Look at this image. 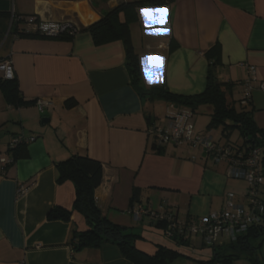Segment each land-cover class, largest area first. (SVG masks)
<instances>
[{
	"label": "crops",
	"instance_id": "obj_1",
	"mask_svg": "<svg viewBox=\"0 0 264 264\" xmlns=\"http://www.w3.org/2000/svg\"><path fill=\"white\" fill-rule=\"evenodd\" d=\"M133 1L144 0H0V58L11 60L19 92L28 101L14 106L0 93V119H4L0 158L9 160L5 165L0 162V264H135L110 241L73 248L72 230H84L86 222L72 210L73 183H58L56 168L58 161L72 154H86L101 163L102 180L93 191L95 204L117 222L118 216L129 219L135 206L156 209L162 200L179 219L193 220L221 209L226 193L246 203V183L228 175L225 161H214L200 151L193 152L197 155L193 160L184 143L154 152V138L147 128L162 118L154 108L158 99L142 96L132 86L121 39L96 44L91 33L82 29L111 8ZM12 12L34 14L40 20L69 19L79 29L69 38L15 36ZM133 13L130 37L145 87L163 86L184 95L201 92L210 63L205 53L218 43L216 77L234 84L231 99L239 107L242 84L250 80L253 89L245 108L264 130V91L257 87L264 82V0H165L161 5L135 7ZM125 15L121 13L120 19ZM145 17L154 20L145 24ZM68 98L77 104L65 107ZM36 99H50L52 104L40 112ZM163 102L164 116L179 108ZM39 112L48 121L41 123ZM20 133L34 139L20 147L12 160L7 144ZM21 186L24 192L18 193ZM260 197L263 200L264 181ZM52 208L71 213L67 219L50 218ZM146 217L153 221L143 214L140 222L132 223L138 226L133 231L139 235L134 241L137 249L153 255L158 245H164L179 250V257L191 258L194 262L189 264H204L200 260L213 256V247L200 236H187L179 243L164 236L163 227L156 224L160 236L142 237ZM227 242L220 237L214 245ZM258 253L264 264V238ZM236 264L253 263L240 258Z\"/></svg>",
	"mask_w": 264,
	"mask_h": 264
},
{
	"label": "trees",
	"instance_id": "obj_2",
	"mask_svg": "<svg viewBox=\"0 0 264 264\" xmlns=\"http://www.w3.org/2000/svg\"><path fill=\"white\" fill-rule=\"evenodd\" d=\"M164 2L165 0H144L122 3L111 8L100 19L82 29L91 33L96 44L113 39L122 40L125 49V64L130 81L139 94L150 99L167 101L179 107L178 109L180 107L188 108L191 114L200 106L208 105L210 107V122L208 126L219 127L221 135L224 136L225 132L236 130L241 142L240 144H233L240 148L262 146L261 163L264 168V130L256 125L251 110L241 105L239 108L234 106L231 99V90L234 84L218 80L216 77L215 68L220 61L218 43L212 45L205 53L210 63L205 87L201 92L184 95L173 93L163 86L145 87L143 85L140 59L133 49L129 29V22L135 16L134 13H130L138 6L147 4L161 5ZM121 13L126 14L124 19H120ZM20 36L47 37L37 33L20 34ZM56 37L69 38L71 35L61 34ZM0 93L8 103L14 106L28 103L19 92L15 76L12 79L0 78ZM76 104L77 101L73 98H68L64 101V106L67 108H72ZM22 146L24 144L14 149H7L12 152V160L18 156L16 151ZM163 148L158 147L154 142V152L161 153ZM56 168L58 171V183L65 180H70L73 183L74 200L72 210L78 211L86 222L84 230H72L71 242L74 249L98 246L101 242L110 241L118 245L123 255L135 264H168L171 260L182 255L179 250L164 245H158L157 251L153 255L144 253L134 245L135 239L139 237L138 234L127 232L125 227L112 222L100 212L93 196L94 189L102 180V165L98 160L86 154H72L58 161ZM132 201L133 197L130 200V204L133 203ZM70 213L71 211L52 208L48 213V217L67 219ZM153 221L159 227L165 226L163 221ZM263 238L264 213L263 221L260 224L249 226L247 231L239 234L234 241L227 242L222 246L211 245L214 250L213 256L208 260H200V262L204 264H236L238 259L248 258L253 264H260L258 250ZM173 240H177L179 243L186 241L181 236H174Z\"/></svg>",
	"mask_w": 264,
	"mask_h": 264
},
{
	"label": "built area",
	"instance_id": "obj_3",
	"mask_svg": "<svg viewBox=\"0 0 264 264\" xmlns=\"http://www.w3.org/2000/svg\"><path fill=\"white\" fill-rule=\"evenodd\" d=\"M11 33L20 34L37 33L47 37H56L61 34L73 35L77 26L69 19L60 21L40 20L34 14H17L12 12L10 16ZM168 29L169 22L165 23ZM249 70L253 72L254 67ZM15 76L12 62L9 58H0V78L12 79ZM264 91V82L257 84ZM253 89L247 78L242 84V94L239 99L241 106L247 107L250 103ZM52 104L50 99H36L35 105L42 112ZM191 112L188 108L176 109L168 115L158 118L147 128L148 134L153 135L158 147L168 144L179 145L184 143L191 152L190 158L196 159L194 151H200L210 156L214 161H225L228 165V175L241 178L245 181L246 203H239L234 194L226 193L223 207L211 211L207 216L195 220L179 219L165 200H162L156 209L148 205H138L130 209V214L135 220L148 214L152 220L163 221V234L168 238L181 236L186 238L191 235H199L205 243L214 245L223 237L228 242L247 231L249 226L260 224L263 221L264 201L260 197V186L264 181V168L261 163L262 146L238 147L221 138H215L211 134H199L194 132V125L190 121ZM34 137L25 136L23 133L12 136L8 141V149H14L19 145L27 144ZM4 165L9 162L0 158ZM24 192L21 186L18 193ZM220 236V237H219Z\"/></svg>",
	"mask_w": 264,
	"mask_h": 264
},
{
	"label": "rangeland",
	"instance_id": "obj_4",
	"mask_svg": "<svg viewBox=\"0 0 264 264\" xmlns=\"http://www.w3.org/2000/svg\"><path fill=\"white\" fill-rule=\"evenodd\" d=\"M233 104L236 108L239 107V104L237 103V101H233ZM0 105H1V102H0ZM163 105H164V102L159 100V99L154 101V108H155L156 114H160L162 112V114H161L162 117H164V113H165V110H164L165 108L163 107ZM157 112H160V113H157ZM209 112H210V107L208 105H202L195 112L192 113V115L190 117V121L193 122L194 132L199 133V134H208L209 133V134L215 136L216 138L220 137L222 141H229V142H232L235 144H240L241 139H240V136L236 130L225 132L224 133L225 136H224V135H221V130L219 127H209L208 126L209 122H210ZM39 114H40V117H42L43 114L40 112H39ZM3 118H5L4 115H3ZM1 121H4V119H0V122ZM7 128H9V127H7ZM263 200H264V198H263ZM128 216H129V219L121 218L118 216V219H119L118 221H120V222H117L116 220H111V221L119 224L120 226L125 227L126 230L133 232V231H135V229H137L138 226L136 227V225H133L132 223L136 222L134 224H137V222H140V221L135 220L131 214ZM143 221H144L145 226L142 227V228H144L143 232L141 234L142 237H146V238L150 237L151 238L154 236L153 233L160 236L159 234L161 233V231L159 228L154 227L155 226L154 221H151L148 217L144 218ZM150 223H152V225H153L152 227L149 226ZM131 225H133V226H131ZM133 233H136V232H133ZM162 233H163V231H162ZM196 236H199V235H193L194 238L192 237V239H195ZM198 239L200 240V238H197L196 240H198ZM198 247L200 248L201 246L199 245ZM180 249L191 251V250H189V247H187V246H180ZM193 250H194V248H193ZM191 262H194V261H192L191 258L187 259L186 257H179L173 261L174 264H179V263L189 264Z\"/></svg>",
	"mask_w": 264,
	"mask_h": 264
},
{
	"label": "clouds",
	"instance_id": "obj_5",
	"mask_svg": "<svg viewBox=\"0 0 264 264\" xmlns=\"http://www.w3.org/2000/svg\"><path fill=\"white\" fill-rule=\"evenodd\" d=\"M153 20H154V18H151V19L148 18L149 24H151L153 22ZM155 30L156 31H159V28H157ZM144 70H145L146 73L150 70L149 67H148V65H147V63L144 65Z\"/></svg>",
	"mask_w": 264,
	"mask_h": 264
},
{
	"label": "snow or ice",
	"instance_id": "obj_6",
	"mask_svg": "<svg viewBox=\"0 0 264 264\" xmlns=\"http://www.w3.org/2000/svg\"><path fill=\"white\" fill-rule=\"evenodd\" d=\"M142 11H143V10H142ZM153 11H155V10H153ZM144 19H145V24H149L148 18L145 17ZM146 59H147V58H145V64H146Z\"/></svg>",
	"mask_w": 264,
	"mask_h": 264
},
{
	"label": "water",
	"instance_id": "obj_7",
	"mask_svg": "<svg viewBox=\"0 0 264 264\" xmlns=\"http://www.w3.org/2000/svg\"><path fill=\"white\" fill-rule=\"evenodd\" d=\"M46 121H48V118H46V117H42V118H41V123H44V122H46Z\"/></svg>",
	"mask_w": 264,
	"mask_h": 264
}]
</instances>
